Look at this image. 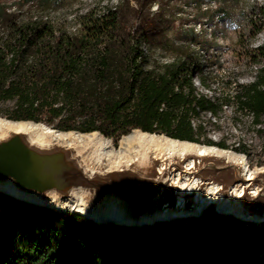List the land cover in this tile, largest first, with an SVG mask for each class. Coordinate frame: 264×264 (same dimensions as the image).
I'll list each match as a JSON object with an SVG mask.
<instances>
[{
	"label": "trees",
	"instance_id": "1",
	"mask_svg": "<svg viewBox=\"0 0 264 264\" xmlns=\"http://www.w3.org/2000/svg\"><path fill=\"white\" fill-rule=\"evenodd\" d=\"M154 2L121 0L91 10L75 32L0 4V103L14 101L11 120L49 122L65 114L62 131L120 137L138 129L198 141L190 118L215 107L193 88L192 58L145 68L142 44L151 46L162 17L160 10L151 12ZM258 73L233 95L256 119L264 114V67ZM0 203L10 214L0 216V264H176L178 258L184 264H264V229L214 211L211 219L203 211L164 227L160 220L96 223L2 191Z\"/></svg>",
	"mask_w": 264,
	"mask_h": 264
},
{
	"label": "rangeland",
	"instance_id": "2",
	"mask_svg": "<svg viewBox=\"0 0 264 264\" xmlns=\"http://www.w3.org/2000/svg\"><path fill=\"white\" fill-rule=\"evenodd\" d=\"M120 3L121 0H0V4L7 5L11 11L17 10L34 19H50L63 24L69 32L76 31L81 15ZM131 3L135 7L136 3ZM157 10L162 15L159 29L151 46L143 43L149 48L145 68L155 63L166 65L189 55L193 60V88L198 96H205L215 107L214 111L200 109L197 115L191 116L194 136L199 138L194 142L239 152L246 157L247 166L264 167V114L256 119L250 109L238 106L233 96L254 83L264 67V0H156L151 12ZM13 108L14 101H2L0 118L11 119ZM64 120L65 114L53 121L39 122L62 131L59 125H63ZM81 120L75 119L73 124L79 126ZM157 134L168 137L163 132ZM101 135L116 146L124 136ZM203 211L210 219L211 211L237 217L219 212L215 203L207 204L199 215L189 216L198 217ZM0 216L10 219L1 203ZM16 216L21 218L22 214L16 212ZM187 217L174 216L160 221L166 227L180 219L184 222ZM242 220L253 221L264 229V220ZM176 260V264L185 263L184 259Z\"/></svg>",
	"mask_w": 264,
	"mask_h": 264
},
{
	"label": "water",
	"instance_id": "3",
	"mask_svg": "<svg viewBox=\"0 0 264 264\" xmlns=\"http://www.w3.org/2000/svg\"><path fill=\"white\" fill-rule=\"evenodd\" d=\"M176 174L192 179L199 190L213 185L223 196L243 180L242 166L221 154L146 153L110 163L85 143L0 126V191L34 204L53 207L54 202H76L92 212L116 211L127 222L124 225L149 224L162 213L187 212L193 207L192 195L182 196L172 183ZM252 181L257 190L244 194L243 201L248 211L260 214L264 212V172ZM189 215L194 214L175 216Z\"/></svg>",
	"mask_w": 264,
	"mask_h": 264
},
{
	"label": "bare ground",
	"instance_id": "4",
	"mask_svg": "<svg viewBox=\"0 0 264 264\" xmlns=\"http://www.w3.org/2000/svg\"><path fill=\"white\" fill-rule=\"evenodd\" d=\"M143 53L147 57L149 51L148 46L142 44ZM148 50V51H147ZM147 51V52H146ZM173 62V61H172ZM9 126L15 128H23L38 136H51L55 140L70 143H85L91 151L98 156L105 158L108 162H116L125 160L131 156L142 155L151 153L153 155H170L172 152L183 153L187 150H193L197 153L212 152L215 154H221L226 159L236 161L242 166L243 177L242 181L234 183L231 187L228 195L223 196L220 192H217L215 186L206 185L203 190L197 189L196 183L189 177L174 175L172 183H175L182 196L192 195L193 207L189 211H179L174 213L165 212L157 216L159 220H166L174 218L175 215H184L192 213L199 215L200 211L209 203H215L218 211L225 213H232L234 216L245 220L262 221L264 220V212L258 214L248 211L247 206L244 204V194H254L257 190V186L252 179L257 173L264 172V167L251 168L247 166L246 157L236 151H230L220 147L212 145H200L192 141H185L176 138L166 137L161 134L149 133L146 131L132 130L126 135L122 136L119 144L116 146L111 139L103 137L99 132H77L71 130L59 131L52 129L40 122L0 118V126ZM53 207H57L61 210H70L78 213L81 216H85L92 221L98 222H113L117 224H127L116 211L109 209H101L97 212H92L81 207L76 202H54L51 204ZM151 224V221H148ZM135 225H139L136 223Z\"/></svg>",
	"mask_w": 264,
	"mask_h": 264
}]
</instances>
